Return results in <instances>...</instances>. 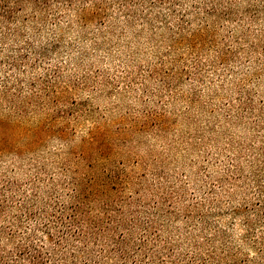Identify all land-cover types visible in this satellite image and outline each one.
<instances>
[{
    "label": "rangeland",
    "instance_id": "rangeland-1",
    "mask_svg": "<svg viewBox=\"0 0 264 264\" xmlns=\"http://www.w3.org/2000/svg\"><path fill=\"white\" fill-rule=\"evenodd\" d=\"M43 3L0 24V228L79 193L183 264H264V0Z\"/></svg>",
    "mask_w": 264,
    "mask_h": 264
},
{
    "label": "trees",
    "instance_id": "trees-1",
    "mask_svg": "<svg viewBox=\"0 0 264 264\" xmlns=\"http://www.w3.org/2000/svg\"><path fill=\"white\" fill-rule=\"evenodd\" d=\"M24 1L40 7L44 4L43 0H0V24L8 22ZM83 205L79 193L71 196L67 203L47 200V208L59 210L53 220H48L43 213L46 220L41 228L19 235L16 220H13L14 226L0 228L7 241L4 245L0 242V264H183L171 251L160 254L162 250L157 240L151 238L154 231L149 230L148 224L139 239L132 242L125 230L120 229L125 220H117L112 227L111 216L107 221L89 219ZM4 208L1 201L0 213ZM110 222L112 230L108 227Z\"/></svg>",
    "mask_w": 264,
    "mask_h": 264
}]
</instances>
